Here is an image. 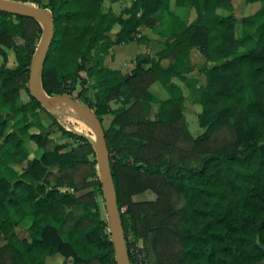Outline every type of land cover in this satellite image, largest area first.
<instances>
[{"label": "trees", "instance_id": "trees-1", "mask_svg": "<svg viewBox=\"0 0 264 264\" xmlns=\"http://www.w3.org/2000/svg\"><path fill=\"white\" fill-rule=\"evenodd\" d=\"M16 1L44 8L52 19L39 75L44 93L75 98L77 83V95L85 87L93 91L85 102L100 125L102 115L113 114L101 127L130 264L135 239L145 264L263 259L264 0H242L258 6L239 18L232 0H131L117 15L103 10L102 0ZM185 3L196 19L180 29ZM155 14L166 21L164 47L154 55L136 54L128 72L106 67L108 47L133 41ZM41 33L36 19L0 11V264H47L54 254L71 264H116L96 205L100 182L92 144L59 124L26 88ZM192 47L211 63L201 66L196 119L203 131L196 137L187 130L182 96L159 100L149 118V85H165L170 77L187 85L179 55L187 58ZM20 90L28 100L18 104ZM119 98L120 106L111 109L110 101ZM51 125L74 144H55ZM145 190L153 200L131 199ZM23 222L26 237H18L15 227Z\"/></svg>", "mask_w": 264, "mask_h": 264}, {"label": "rangeland", "instance_id": "rangeland-1", "mask_svg": "<svg viewBox=\"0 0 264 264\" xmlns=\"http://www.w3.org/2000/svg\"><path fill=\"white\" fill-rule=\"evenodd\" d=\"M43 2H45V0H42ZM129 1L131 0H102V8L103 10H111L115 15H117L120 10L129 3ZM23 3V2H22ZM24 4H28L25 3ZM258 6V3H244L242 0H232V13L236 16V18H239L243 15L249 14L251 12H253ZM44 9V8H43ZM218 12H224L221 9H218ZM179 17H180V22H179V28L181 29V27H184L186 24H192L194 23V20L196 19V13L194 12L193 9L189 8V4L185 3L183 4L182 9L180 10L179 13ZM152 25L149 29H144V28H137V30L135 31V33L133 34L132 38L133 41H136L138 39H140L142 41V36H143V40L141 43L145 44V48L149 51L150 55H154L155 51L162 49L164 47V41H161L159 43H157L155 40L153 42H150L147 37L146 34H151L152 38L153 35H158V34H165L166 32V21L165 18L160 17L158 14L153 15V19H152ZM117 26H114L112 28L111 31L108 32V35L110 37L114 36V32L116 30ZM145 32V33H144ZM240 34L239 32V28L236 25L235 27V36L238 37ZM164 37V36H163ZM165 38V37H164ZM131 42V41H130ZM121 44H126V43H121ZM197 50V49H196ZM138 51H143L142 48H136L133 47V45L129 46V47H122L119 49L118 51V59L123 60V59H128L129 57H131V55L133 53H136ZM196 54H199V58L201 60H203V55L200 54L198 51H196ZM8 55L12 58V53L8 52ZM106 55V54H104ZM179 65L178 68L181 71V73L186 76L188 83L187 85L184 84L182 81L178 80L176 78V80L179 82L178 84L181 85V87L184 89V97H182L183 101L185 99V110H184V105H183V116H184V120L186 123V127L187 130H189L188 132H190V135L192 137L199 135L200 133V129L203 131V128L200 127L197 123V119H196V115L197 113L200 111V106L198 103V95H199V87H196L194 85H196V82L198 79L194 78V76L198 77L199 80H202V78H204L203 73L201 72V66H210L211 63H204L201 64L197 61V63L190 65L188 58H186L184 56V54H180L179 55ZM103 60H104V56H103ZM104 62V61H103ZM132 62V60H131ZM168 62L167 59L164 60V65ZM8 65H12V64H8ZM80 74L82 76H84L83 72H80ZM200 86V85H199ZM80 86L76 83L75 84V90L73 91L72 95L75 97L74 99L79 102L80 104H83L86 106V102H85V98L92 97V93L93 91L89 88V87H85L83 93L81 95H77V93L79 92ZM149 92L152 94V102L155 104H152L151 108H152V112L155 110L156 108V104L159 100L167 98L169 96H181V90H179L177 88V85H174L173 83H171V87L170 89H168L167 86L161 85L160 83H158L157 81H154L153 83H151L148 87ZM28 100V96L26 94V92H24L23 90H20L19 92V98H18V104L25 102ZM120 101L121 98H119L118 100H114V101H110L111 102V106L114 108H117L118 106H120ZM182 101V102H183ZM64 103H57L53 109L50 111L52 114L55 115V118L57 120V122L63 126H66L67 128L71 129L72 131H75L79 134H82L88 138H90L93 143L95 142V137H94V133L93 130L89 124V129H80L77 124L74 122V120L72 118H70L69 116H71L72 113H66V112H62L59 108V106H66L67 109L73 110L71 108H69L66 104L61 105ZM67 111V110H66ZM75 111V110H74ZM185 111V112H184ZM70 112V111H69ZM39 116L42 117L43 121L47 124L50 122L47 114L44 111H40L39 112ZM110 119V115L103 117V123H104V127H106L107 121ZM14 121H10L8 123V129L13 128L14 126ZM103 127V128H104ZM201 131V132H202ZM197 134V135H196ZM49 137L52 138L53 142L55 144H67V145H71L74 144V141L64 135H62L58 130L56 125H51L49 127ZM30 147L31 149L34 148V144L30 143ZM38 153L35 152V155H37ZM193 165V164H192ZM97 170V168H96ZM98 173V171H97ZM75 179L76 181L79 183L80 181V173L75 174ZM67 189L66 187H60V190H64ZM95 200H96V205L98 208V213L99 216L101 217V219L106 221V212H105V208H104V201H103V197H102V192L101 189L99 188V191H95ZM155 197L154 193H152L149 190H145L143 192H140L138 194H134L131 196V199L133 201H145V200H153ZM26 222L21 223L19 226L15 227V232L17 234L18 237H26V233H25V227H26ZM108 231V230H107ZM123 232V231H122ZM124 234V233H123ZM125 234H126V239L127 241H131L133 240V237L131 236V232L129 230V226L127 223V228L125 230ZM137 244V240L135 239L134 241ZM125 243V240H124ZM45 262L47 264H71L70 261H64L63 262V258L62 256H60L59 254H54L51 256H47L45 258Z\"/></svg>", "mask_w": 264, "mask_h": 264}, {"label": "water", "instance_id": "water-1", "mask_svg": "<svg viewBox=\"0 0 264 264\" xmlns=\"http://www.w3.org/2000/svg\"><path fill=\"white\" fill-rule=\"evenodd\" d=\"M0 11L32 17L41 24L42 33L28 66L26 81L27 91L32 98L48 111H51L57 103H64L76 112H80L89 122L94 133L95 142L93 143L90 138L85 137L92 144L95 151L96 168L106 212L107 230L113 247L114 261L116 264H130L124 243V235L121 228L102 127L90 108L80 104L67 94L46 95L39 82L41 66L52 32V19L49 11L15 0H0ZM37 86H39L40 90L37 89Z\"/></svg>", "mask_w": 264, "mask_h": 264}, {"label": "crops", "instance_id": "crops-1", "mask_svg": "<svg viewBox=\"0 0 264 264\" xmlns=\"http://www.w3.org/2000/svg\"><path fill=\"white\" fill-rule=\"evenodd\" d=\"M140 27L141 28H144V29H149L150 28V27H146V26H140ZM163 36H164V34H158V35L155 34V35H153L154 38H152L151 34H149V33L146 34V37H147V39L150 42H153L155 40L157 43H159V42H161V41H163L165 39ZM142 41H144V40H142ZM142 41L141 40L140 41L139 40L138 41H131V42H128L126 44H117V45H111V46H109L108 49H107L106 55H104V60H103L104 62H103V64L106 67L110 68V69H117V70H119V71H121L123 73L124 72H128L132 68V65H133L132 62H131V60H133V58H134V56L136 54L142 53V54H149L150 55L149 51L145 48L146 47L145 44L144 43H141ZM130 45L131 46L133 45V47H135V45H136V48H142L143 51H138L136 53H133L131 55V57H129L127 60L126 59H123V60L118 59V51H119V49L122 48V47H129ZM196 51L197 50L194 47L190 48L189 51H188L187 58H188V61H189L190 65L197 63V61L199 63H201V64H204V63L208 64V63H210V62H206V60L204 58H203V60H201L199 58V56H198L199 54H196ZM164 60H162L161 62L164 63ZM176 78L177 77H170L169 80H168V82L164 86H167V85H169L171 83H173L174 85H177V88L179 90H181V92H182L181 93V96L184 97L183 96L184 95V89L181 87L180 84H178L179 82L176 80ZM194 78L198 79L197 82H196V85H194V86L199 87V85L202 86L204 84V78H202V80H199V78L196 77V76H194ZM157 82L160 83L159 81H157ZM152 104H155V103L151 102L150 103V106ZM109 105H110V108L111 109H115L114 107L111 106L112 105L111 102L109 103ZM183 105H184V110H185V106H186L185 99L183 101ZM151 110H152V108L150 109L149 118L150 119H153V113L155 112L156 108H155V110L153 112ZM109 115H110V119H111L112 118V115H113L111 113H107V114L102 115V121H101L102 127H104L103 117H106V116H109ZM110 119L107 121L106 127L108 126ZM201 131L202 130L200 129V133H201ZM194 137H196V136H194ZM137 241H138L137 244L138 245H141V240L140 239H137ZM253 264H264V258L261 259V260H259V261H257V262H255V263H253Z\"/></svg>", "mask_w": 264, "mask_h": 264}, {"label": "bare ground", "instance_id": "bare-ground-1", "mask_svg": "<svg viewBox=\"0 0 264 264\" xmlns=\"http://www.w3.org/2000/svg\"><path fill=\"white\" fill-rule=\"evenodd\" d=\"M37 89L40 90L39 86H37ZM64 105V104H61ZM62 112L72 113L70 118L74 120V122L77 124V126L84 130V129H89V122L86 120V118L80 113L76 112L74 110L67 109L66 106H59V108ZM67 110V111H66ZM70 111V112H69Z\"/></svg>", "mask_w": 264, "mask_h": 264}, {"label": "built area", "instance_id": "built-area-1", "mask_svg": "<svg viewBox=\"0 0 264 264\" xmlns=\"http://www.w3.org/2000/svg\"><path fill=\"white\" fill-rule=\"evenodd\" d=\"M124 206L120 207V211L123 212ZM142 245L134 244L129 248L133 260V264H145L144 253L140 250ZM130 263V262H129Z\"/></svg>", "mask_w": 264, "mask_h": 264}]
</instances>
